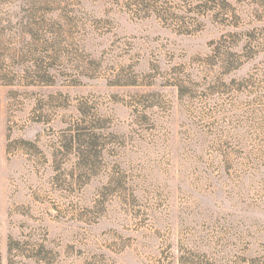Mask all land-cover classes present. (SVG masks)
<instances>
[{
	"label": "rangeland",
	"instance_id": "obj_1",
	"mask_svg": "<svg viewBox=\"0 0 264 264\" xmlns=\"http://www.w3.org/2000/svg\"><path fill=\"white\" fill-rule=\"evenodd\" d=\"M138 1L0 0V264H264V21Z\"/></svg>",
	"mask_w": 264,
	"mask_h": 264
},
{
	"label": "trees",
	"instance_id": "obj_2",
	"mask_svg": "<svg viewBox=\"0 0 264 264\" xmlns=\"http://www.w3.org/2000/svg\"><path fill=\"white\" fill-rule=\"evenodd\" d=\"M145 1H154V0H142L138 2H145ZM209 1H215V4H217V7L220 10H222L225 7L228 8L230 12H234L235 11L234 7L236 6L239 8H249L250 12L254 13L255 21L258 22L264 21V0H209ZM138 4L140 7H142L141 3ZM231 17L234 20H238V16L235 15L234 13L231 14ZM226 20L228 21V19ZM90 146H93V144H90Z\"/></svg>",
	"mask_w": 264,
	"mask_h": 264
}]
</instances>
